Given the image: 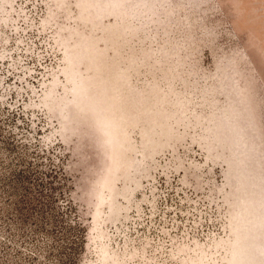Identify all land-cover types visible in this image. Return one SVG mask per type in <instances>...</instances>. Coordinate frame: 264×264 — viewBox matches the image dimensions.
<instances>
[{
  "label": "rangeland",
  "instance_id": "obj_1",
  "mask_svg": "<svg viewBox=\"0 0 264 264\" xmlns=\"http://www.w3.org/2000/svg\"><path fill=\"white\" fill-rule=\"evenodd\" d=\"M78 229L71 264H264V0H0V264Z\"/></svg>",
  "mask_w": 264,
  "mask_h": 264
},
{
  "label": "trees",
  "instance_id": "obj_2",
  "mask_svg": "<svg viewBox=\"0 0 264 264\" xmlns=\"http://www.w3.org/2000/svg\"><path fill=\"white\" fill-rule=\"evenodd\" d=\"M49 223V222H48ZM59 230L62 229L63 225L60 223L54 224V226H57ZM56 228V227H55ZM71 235V240L67 243V246L70 247V251L68 252V256L66 260L63 262V264H71L74 258V255L76 254V250L78 248V244H80V240L82 238L80 230H75ZM69 237V236H67Z\"/></svg>",
  "mask_w": 264,
  "mask_h": 264
}]
</instances>
